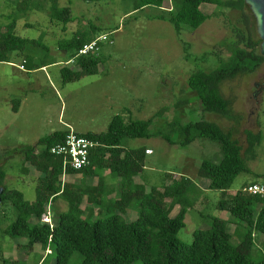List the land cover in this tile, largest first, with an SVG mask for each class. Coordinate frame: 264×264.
<instances>
[{
	"label": "trees",
	"instance_id": "trees-1",
	"mask_svg": "<svg viewBox=\"0 0 264 264\" xmlns=\"http://www.w3.org/2000/svg\"><path fill=\"white\" fill-rule=\"evenodd\" d=\"M11 1L15 4L16 13L6 30L0 32V64H11V56H21L29 46L43 47L38 40L22 39L14 34L16 21L30 9L46 13L51 22L62 27V31L73 21L70 8L59 7L57 0ZM165 3L170 5V9L158 19L170 23L177 35L182 30H197L210 18L202 12L203 6L242 14L244 32L237 34L236 46L228 56L216 55L217 68L208 73L196 71L187 80L202 115L213 114L238 124L239 118L233 113L232 102L222 95L221 86L239 76L255 73L264 64V58L259 54L261 41L255 35L253 20L244 0H133V12L145 7L161 10ZM95 36L96 29L89 27L68 40L57 42L58 50L70 57L67 62H74L72 69H60L63 84L98 73L102 63L100 50L77 56L78 51ZM27 58L20 67L29 72L56 64L48 60L29 63ZM18 105L19 101H16L14 111ZM164 114L161 110L148 121L129 123L116 116L105 133L83 134L97 146L90 154L88 166L81 171L64 170L62 160L49 152L51 147L63 141L66 131H56L40 139L35 146L13 150V154L22 157L21 171L24 175L28 172L26 164L40 174L35 183V199L28 202L21 192L6 187V174L0 166V186L4 190L0 212L10 207L9 217L14 218L3 228L2 234L12 240L26 241L25 245L19 246L24 254L21 260H26L38 245L43 252L49 253L35 264H44L49 256L54 258L55 264H70L74 257L78 264H264V256L259 261L251 259V254L256 251V242L260 237L264 238V199L243 191L247 186L259 183H244L233 195L223 196L218 201L217 209L227 212L232 222L212 217L209 227L194 231L191 243L185 244L177 234L184 228L185 215L197 202L201 190L183 176L167 174L161 188L151 187L146 191L143 185L133 181L144 171L146 149L126 147L128 140L152 137L181 147L198 139L214 142L219 146L220 157L216 161H201L197 165V176L208 181L206 189L224 194L236 177L251 172L248 163L257 160L264 133L244 131L242 146L234 138L235 129L225 130L203 118L186 124L175 120L168 124L176 136L171 141L158 132L150 131L154 123L160 122L157 115ZM106 171L112 178L120 180L117 197H110V186L102 180V173ZM65 176V179L73 177L72 181H63ZM95 178L96 184L93 182ZM58 200L66 204V210L58 213L51 208L54 213H50V205ZM176 208L178 212L171 216ZM131 212L135 218L128 221L125 218ZM47 214L51 216V223L42 220ZM229 225L234 227L233 232L229 231ZM232 238H237V245L232 244Z\"/></svg>",
	"mask_w": 264,
	"mask_h": 264
},
{
	"label": "rangeland",
	"instance_id": "rangeland-1",
	"mask_svg": "<svg viewBox=\"0 0 264 264\" xmlns=\"http://www.w3.org/2000/svg\"><path fill=\"white\" fill-rule=\"evenodd\" d=\"M57 1L59 7L70 8L73 21L65 30L51 22L46 13L30 9L16 21L14 34L22 39L38 40L43 47L29 46L21 56L13 54L11 64H0V166L6 174V187L21 192L26 201H34L35 183L40 174L26 164L28 172L24 175L22 157L13 154V150L35 146L40 139L56 131L71 129L79 134H101L107 131L116 116L125 123L148 121L164 110L163 116L157 115L160 122L154 123L150 131L171 141L176 136L168 124L175 120L186 124L203 118L225 130L235 129L234 138L242 146L244 131L264 133V64L255 73L239 76L221 86L222 95L232 102L238 124L213 114L202 115L200 104L187 85L192 73L213 71L219 66L215 56L226 58L236 46L237 34L245 28L239 12L203 6L202 12L210 18L197 30H182L177 35L170 23L158 19L167 14L168 3L161 10L145 7L133 12V0ZM15 13L14 2L0 0L1 33L13 21ZM253 26L255 29V24ZM89 27L96 29L95 38L102 35L108 38L100 46L102 63L98 73L63 84L60 69H72L74 62H67L70 57L58 50L57 42L68 40ZM26 58L29 63L48 60L56 64L45 67L44 71L29 72L20 67ZM255 92L258 93L254 95ZM16 101L19 105L14 111ZM126 147H145L153 153L146 156L144 171L133 179L146 191L151 187L161 188L167 174L183 176L201 190L197 202L185 215L184 228L177 234L185 244L191 243L194 231L207 229L212 217L232 222L227 212L217 209L223 196L233 195L244 183L264 185V142L258 148L257 160L248 163L251 172L236 177L224 194L206 189L208 181L197 176V165L201 161L219 159V146L214 142L198 139L181 147L152 137L128 140ZM115 179L116 182L109 184L110 197H117L120 192V180ZM65 180L69 178H63ZM51 208L61 213L66 210V204L58 200L48 210L54 213ZM177 212L178 209H174L171 216ZM0 213V264H35L49 253L36 245L33 253L21 260L24 254L19 246L25 245L26 241L12 240L2 234L3 228L14 218L9 217L10 207ZM44 217V222H52L50 215ZM133 218L135 214L131 212L125 219ZM228 228L233 232L232 225ZM263 241L260 237L256 242V251L251 254L253 261L263 258ZM231 242L237 245V238H232ZM44 264H55L54 258L49 256ZM70 264H78L77 259L74 257Z\"/></svg>",
	"mask_w": 264,
	"mask_h": 264
},
{
	"label": "built area",
	"instance_id": "built-area-1",
	"mask_svg": "<svg viewBox=\"0 0 264 264\" xmlns=\"http://www.w3.org/2000/svg\"><path fill=\"white\" fill-rule=\"evenodd\" d=\"M107 40L108 38L106 35L96 37L93 41L79 50L77 56H86L98 52L100 50V44ZM96 146L94 142L83 137L81 134H77L71 129H68L63 141L51 147L49 152L51 155L62 160L64 170L81 171L88 166L90 154ZM145 154L150 155L152 151L146 150ZM243 191L249 195L264 199V186L261 184H251L244 188ZM45 218L46 217H44V220Z\"/></svg>",
	"mask_w": 264,
	"mask_h": 264
},
{
	"label": "water",
	"instance_id": "water-1",
	"mask_svg": "<svg viewBox=\"0 0 264 264\" xmlns=\"http://www.w3.org/2000/svg\"><path fill=\"white\" fill-rule=\"evenodd\" d=\"M245 6L248 8L250 15L255 24L256 34L259 38V54L264 58V0H244ZM257 87V85H255ZM262 89L259 90V92ZM258 92H255L256 95ZM3 188L0 186V205H1V195L3 193Z\"/></svg>",
	"mask_w": 264,
	"mask_h": 264
},
{
	"label": "crops",
	"instance_id": "crops-1",
	"mask_svg": "<svg viewBox=\"0 0 264 264\" xmlns=\"http://www.w3.org/2000/svg\"><path fill=\"white\" fill-rule=\"evenodd\" d=\"M44 69L45 68H43L42 70L44 71ZM22 70H25V69H22ZM77 134H79V133H77ZM81 135H83V134H81ZM146 150H150V149H148V148H145ZM153 154V153H152ZM152 154H150V155H146V156H151ZM107 176L109 177V178H107ZM64 178H66V176L64 177ZM67 178H69V180L68 181H72V178L73 177H67ZM102 180H103V182L107 185V186H110L109 184H113L114 183V181L116 182V179L114 180V178H112V176L109 174V172H104V173H102ZM111 182H110V181ZM95 181V182H94ZM96 181H97V178H95V179H93V182L94 183H96Z\"/></svg>",
	"mask_w": 264,
	"mask_h": 264
}]
</instances>
